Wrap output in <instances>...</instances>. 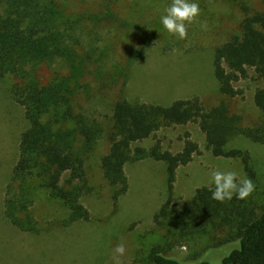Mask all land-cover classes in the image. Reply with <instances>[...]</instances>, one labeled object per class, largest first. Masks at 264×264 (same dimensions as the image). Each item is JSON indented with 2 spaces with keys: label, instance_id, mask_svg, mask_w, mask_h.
Segmentation results:
<instances>
[{
  "label": "rangeland",
  "instance_id": "1",
  "mask_svg": "<svg viewBox=\"0 0 264 264\" xmlns=\"http://www.w3.org/2000/svg\"><path fill=\"white\" fill-rule=\"evenodd\" d=\"M56 1L73 18L86 15L81 24L82 43L78 50L92 52L99 63L92 64L85 74L84 82L88 83L85 90L90 92H82L78 101L92 119L95 117L110 128L113 106L121 93L131 101L162 105L192 96H199L207 107L225 100L233 112L243 116L245 125L254 124L260 117L254 96L264 81L254 68H249L247 76L236 82L240 93L235 97L226 96L215 76L214 55L215 48L240 27L245 15L243 4L264 10L261 0H195L201 12L198 21L188 25L185 40L169 34L161 23L172 0ZM109 12H115L119 18L100 24L88 19L90 14ZM205 23L206 29L202 27ZM135 51H143V55L137 56L130 66L125 86L126 78L122 75L114 83L112 74L118 68H126ZM98 66H101L100 75L96 73ZM46 67L47 70L42 65L37 69L44 83L59 73H69V67L62 60ZM16 82L14 75L0 78V264H113L114 250L120 243L126 247L121 258L124 264H153L149 253L155 246L181 264L199 261L224 264V258L240 248L239 239L220 244L231 232L227 226L189 243L167 245L165 230L155 222V215L168 196L164 161L147 158L129 162L126 165L129 190L115 206L112 188L101 167L102 158L111 146L106 135L99 139L87 160L92 191L82 197V202L91 213L89 221L66 226L67 209L45 190L35 187L33 214L39 232H25L13 226L4 213L5 190L19 158L21 134L29 125L24 107L12 96ZM188 137L198 143L199 152L190 163L178 168L172 205L180 208L192 201L199 187L212 186L209 183L212 170H234L254 182L255 191L247 200L258 206L260 213L264 205V143L236 136L227 146L250 153L254 176L247 172L241 158L214 155L196 122L166 127L149 139L133 143V147L149 148L161 142L163 147L178 152Z\"/></svg>",
  "mask_w": 264,
  "mask_h": 264
},
{
  "label": "trees",
  "instance_id": "2",
  "mask_svg": "<svg viewBox=\"0 0 264 264\" xmlns=\"http://www.w3.org/2000/svg\"><path fill=\"white\" fill-rule=\"evenodd\" d=\"M242 8L245 15L238 30L215 48V76L221 92L229 97L240 93L236 82L247 76L249 68H254L264 81V10L247 3ZM85 18L84 14L75 18L67 15L56 0H0V78L14 75L18 79L12 87V96L24 107L29 123L21 134L19 158L6 184L4 213L8 221L21 231L39 232L33 214L35 187L45 190L67 209L66 226L89 221L91 213L82 202V197L92 191L87 160L99 139L106 135L111 146L102 158L101 167L112 188L115 206L129 190L126 173L129 162L147 158L164 161L168 196L156 213L155 222L165 230L167 245L189 243L227 226L231 232L220 244L239 239L241 246L226 256L223 263L264 264V205L258 213V206L247 199L234 196L221 203L212 199V186L199 187L192 201L180 208L172 205L177 170L199 152L197 142L188 137L178 152L163 147L161 142L149 148L133 147V143L149 139L166 127L196 122L214 155L241 158L247 172L254 176L250 153L227 146L236 136L264 143V86L255 92L261 114L252 125H245L243 116L233 112L225 100L207 107L199 96H192L162 105L131 101L121 93L114 103L109 128L97 118L92 119L78 101L82 92H90L85 90L88 88L85 74L92 64L99 63L92 52L78 50ZM118 18L115 12L88 15L89 20L98 24ZM142 52L135 51L128 66L112 74L114 83L122 75L126 78L125 86L128 70ZM56 60L65 61L69 73H59L50 82H42L38 67L42 65L47 70L46 64ZM100 68L96 71L99 75ZM149 261L181 264L156 246L149 253Z\"/></svg>",
  "mask_w": 264,
  "mask_h": 264
},
{
  "label": "clouds",
  "instance_id": "3",
  "mask_svg": "<svg viewBox=\"0 0 264 264\" xmlns=\"http://www.w3.org/2000/svg\"><path fill=\"white\" fill-rule=\"evenodd\" d=\"M200 12L199 4L195 0H172L171 5L165 9L166 14L161 17V23L169 34L185 40L188 37V25L198 21ZM202 27L206 29L207 24H203ZM209 175L212 199L221 203L233 199L234 196L246 200L255 191L252 179L240 176L234 170L214 169ZM114 251L116 255L113 256V264H124L121 258L126 253L125 244H118Z\"/></svg>",
  "mask_w": 264,
  "mask_h": 264
}]
</instances>
